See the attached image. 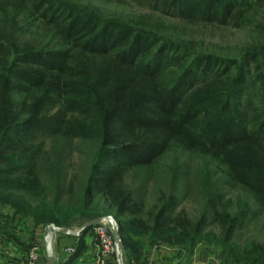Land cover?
I'll list each match as a JSON object with an SVG mask.
<instances>
[{
    "label": "trees",
    "instance_id": "trees-1",
    "mask_svg": "<svg viewBox=\"0 0 264 264\" xmlns=\"http://www.w3.org/2000/svg\"><path fill=\"white\" fill-rule=\"evenodd\" d=\"M132 1L193 25L241 28L252 10L264 11V0ZM30 26L44 30L40 43L21 40ZM259 28L258 40L240 56L225 57L143 22L107 18L76 0H0V192L42 194L35 141L47 135L100 141L79 202L86 211L97 196L105 197L131 257L141 247L125 238L124 217L132 216L128 228L154 238L176 234L194 242L205 231L207 216L195 223L176 213L175 195L150 222L139 218L145 205L125 187L128 172L151 166L173 144L226 166L230 180L264 208V27ZM53 205L23 210L38 217V227H64L68 217L57 213L58 202ZM213 210L226 242L251 212L248 206L235 216L216 205Z\"/></svg>",
    "mask_w": 264,
    "mask_h": 264
},
{
    "label": "rangeland",
    "instance_id": "rangeland-1",
    "mask_svg": "<svg viewBox=\"0 0 264 264\" xmlns=\"http://www.w3.org/2000/svg\"><path fill=\"white\" fill-rule=\"evenodd\" d=\"M76 1L107 18L143 22L163 34L192 43L199 51L225 57L240 56L246 46L258 40L259 26L264 27V11L257 10L249 13L241 28H233L187 24L176 18L161 16L132 0ZM20 38L24 42L40 43L45 38V32L42 28L30 26L24 28ZM35 143L36 147L40 148L37 171L44 187L43 192L38 196L17 191L9 192L11 194L0 192V220L9 231L24 233L22 237L29 244V248L37 242L42 243L46 255L45 239L32 240V231L39 229L36 226L38 217L25 216L23 210L25 206L39 212L42 205L54 208L53 204L58 202L55 208L58 209L57 213L62 218L67 216L65 226L74 230H80L86 223L103 217L108 211L111 212L109 216L115 214L105 197L97 196L94 205L86 211H83L79 202L88 174L98 156L100 141L44 135L38 137ZM125 187L134 193L137 202L144 203L143 212L138 217L145 221L150 222L151 215L157 213L172 195L178 200L176 213L184 212L195 223L204 216L208 218L205 231L195 240L196 242L192 240L184 242L176 234L154 238L150 232L128 228L127 220L132 216L124 217L121 220L127 228L124 234L131 246L135 247L139 242L152 240L165 245L183 246L189 251L193 243H196V246L202 244L215 247L220 254L222 253V259L227 264H264V208L250 191L230 180L227 167L218 161L173 144L151 166L139 167L128 172ZM213 205H216L220 213H229L232 216L239 214L246 206L251 209L245 224L235 229L228 242L225 241L226 237L219 219L214 217ZM17 209H22L20 212L22 216L16 212ZM83 233H90L97 240L94 228ZM256 245L262 246L263 251L260 253L255 251ZM125 249L127 250L126 246Z\"/></svg>",
    "mask_w": 264,
    "mask_h": 264
},
{
    "label": "crops",
    "instance_id": "crops-1",
    "mask_svg": "<svg viewBox=\"0 0 264 264\" xmlns=\"http://www.w3.org/2000/svg\"><path fill=\"white\" fill-rule=\"evenodd\" d=\"M48 228L41 226L36 231L37 240H46ZM24 233L11 232L0 220V264H26L29 244L23 239ZM28 235V234H26ZM141 252L131 257L126 250L123 264H227L215 247L198 244L193 250L183 246L165 245L152 240L139 242ZM76 248L75 254L68 249ZM54 256L58 264H99L100 248L98 241L90 233L57 234L53 243ZM41 264H49L47 254ZM109 264H118L110 262Z\"/></svg>",
    "mask_w": 264,
    "mask_h": 264
},
{
    "label": "built area",
    "instance_id": "built-area-1",
    "mask_svg": "<svg viewBox=\"0 0 264 264\" xmlns=\"http://www.w3.org/2000/svg\"><path fill=\"white\" fill-rule=\"evenodd\" d=\"M94 231L100 248L99 264H109L110 262L118 263L117 244L112 225L108 222L102 223L94 227ZM68 252L73 255L77 252V249H68ZM43 256V244L37 242L29 248L26 264H41Z\"/></svg>",
    "mask_w": 264,
    "mask_h": 264
},
{
    "label": "water",
    "instance_id": "water-1",
    "mask_svg": "<svg viewBox=\"0 0 264 264\" xmlns=\"http://www.w3.org/2000/svg\"><path fill=\"white\" fill-rule=\"evenodd\" d=\"M110 223L114 230L115 241L117 244V259L118 264H123V258L125 254V245L122 239L121 225L115 216L100 217L86 223L80 230L71 229L68 226L60 227L56 224H52L48 227L46 236V251L49 264H58L54 256L53 243L57 234H74L80 236L83 232L90 230L102 223Z\"/></svg>",
    "mask_w": 264,
    "mask_h": 264
}]
</instances>
